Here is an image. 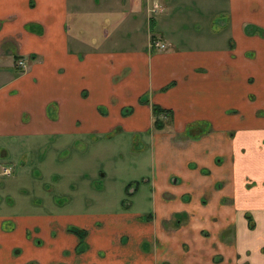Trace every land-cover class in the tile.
Segmentation results:
<instances>
[{"label": "crops", "instance_id": "1", "mask_svg": "<svg viewBox=\"0 0 264 264\" xmlns=\"http://www.w3.org/2000/svg\"><path fill=\"white\" fill-rule=\"evenodd\" d=\"M123 68L147 81L129 91L134 102L127 84L114 85ZM259 76L264 0H0V166L12 170L0 177V264H264V100L247 88ZM153 106L170 113L161 129ZM127 117L142 125L119 128L122 137L146 141L150 131L157 165L139 211L97 207L108 201L92 191L61 202L63 187L52 195L31 177L44 157L18 166L46 147L59 162L71 141L111 137ZM200 122L210 127L189 136ZM83 201L96 204L88 214L107 209L114 224L137 228L96 233L87 253L74 239L47 249L32 236L35 220L46 228L83 215Z\"/></svg>", "mask_w": 264, "mask_h": 264}, {"label": "rangeland", "instance_id": "2", "mask_svg": "<svg viewBox=\"0 0 264 264\" xmlns=\"http://www.w3.org/2000/svg\"><path fill=\"white\" fill-rule=\"evenodd\" d=\"M134 61L135 60H132L131 63ZM135 66L141 71L145 69V65L141 59L136 61ZM130 71L131 70L128 68H123L121 73L117 75L119 77L114 79V85L121 88V86L127 84L126 101L134 102L133 94L129 91L147 84V81L142 75L138 77L132 76ZM85 79L86 78L84 77V80ZM248 87H251L255 92L253 95L255 103L264 100V77H254L253 81L247 85V88ZM248 90L252 93L250 89ZM146 98L149 97L147 96ZM88 99L83 98L84 101H87ZM143 100L144 99L142 98L140 102L143 103L147 99ZM52 106L55 107V104ZM110 124L112 123H99L97 125L83 124L82 127H79L78 125L77 129H81L83 132H88L89 130L86 131L87 129L94 127H98L97 130H105L106 126H111ZM115 124L112 126L118 131L117 133H113L111 137L105 136L102 137L101 140H97L98 136L91 135L71 141L67 148L57 153L59 162L50 158L53 157L55 152L54 149L51 153L47 154L48 147H46L42 148L39 151V154L38 152L33 151L30 157L29 153H27L26 159H20L18 166L25 164L26 166H29L30 169H33L34 166L37 165V162L31 163L30 159L41 161L44 157V164H46L45 169L40 170L38 167H36V169L34 168L31 177H34L35 179L43 177L42 183L50 185L48 191L52 195L56 192L57 186L63 187V191L66 195L61 198V202H69V198L74 200L79 196L84 200H91L95 196L90 194V191H92L93 193L100 194L98 196L101 199L105 196L104 199L108 201L104 205H97V207H113V209L121 210L120 203H123L125 206L132 204L133 208L130 209L131 212H136L134 210L139 211L140 209L138 207L143 208L142 206L145 205L141 204V201L150 196V191L152 190L150 182L156 175L157 169L153 146L149 140L150 131L146 133V135L149 134V138H147L146 141L141 140L139 137H128L125 139V136L122 137L119 128L130 130L141 126L142 123L135 118L127 117L120 120L117 127H115ZM198 125L203 129L207 126L210 127V123L204 124L200 122L188 128L198 127ZM93 131L96 130L94 129ZM155 131L156 130L154 129V132ZM115 136H118L119 138H116ZM48 141L50 144L57 143V141L53 139ZM39 143H37V146ZM50 159L51 162L48 163V160ZM99 168L102 173H99ZM97 173H99V175ZM130 184L131 187L127 189V186ZM100 186H102V188ZM72 191H74L73 195L70 193ZM131 192H134V195H129ZM108 198L114 203L111 204L110 199ZM101 202L102 200H100V203ZM79 206L84 208L88 207V209H84L82 211L84 214L77 219L60 217L52 218L50 220L52 224L50 226L48 225L46 228L43 227L45 225H41L40 220H35L34 229H39L40 232L37 233L35 230L32 233V236H40L42 241L41 246L47 249H52L54 244L64 245L69 243L70 239H74L77 241L76 249L78 251H84L86 243H88V241L92 242L96 233L103 235L106 234L107 237H109L110 235H113L114 232H129L130 229H134L132 226L135 223L127 225L114 224V219L115 217H119L118 215L102 216L107 209H98L97 215L100 214V216L88 214H93L96 204H88L86 201H83ZM72 208L73 207L70 205L66 210L69 211ZM126 220L128 223L129 219L127 218ZM75 225H77V227ZM62 228H65L66 233L63 232ZM135 228H137L136 224ZM74 230L84 232V237L81 238L79 235L77 236ZM136 235L137 231L132 236L129 235L131 238L130 241H137ZM80 241L83 242L82 245H80ZM84 253L87 252L84 251ZM104 255L105 253H103L102 256L103 259L100 260L106 258Z\"/></svg>", "mask_w": 264, "mask_h": 264}, {"label": "trees", "instance_id": "3", "mask_svg": "<svg viewBox=\"0 0 264 264\" xmlns=\"http://www.w3.org/2000/svg\"><path fill=\"white\" fill-rule=\"evenodd\" d=\"M152 113H153V116L155 117V120H154V127L156 128V129H161V128H163V121L160 119V116L162 115V114H170V113H168L167 111H164V110H162V109H160L159 107H157V106H153L152 107ZM204 132V130L202 129V128H192V129H189L188 130V135L189 136H192V135H200V134H202ZM131 187V184L130 185H128L127 186V189H129ZM129 195H131L130 193H129ZM74 232L77 234V235H79V237H81V238H83L84 237V232H82V231H75L74 230ZM83 244V242L82 241H80V245H82Z\"/></svg>", "mask_w": 264, "mask_h": 264}, {"label": "built area", "instance_id": "4", "mask_svg": "<svg viewBox=\"0 0 264 264\" xmlns=\"http://www.w3.org/2000/svg\"><path fill=\"white\" fill-rule=\"evenodd\" d=\"M152 45L156 49L164 50L166 48V46L160 42H153ZM17 66L20 68L21 67L24 68V64L22 61H18ZM0 172H1L2 176H9L11 173V168H9L7 166H0Z\"/></svg>", "mask_w": 264, "mask_h": 264}, {"label": "flooded vegetation", "instance_id": "5", "mask_svg": "<svg viewBox=\"0 0 264 264\" xmlns=\"http://www.w3.org/2000/svg\"><path fill=\"white\" fill-rule=\"evenodd\" d=\"M10 176H12V170H11V173H10V175L9 176H2V174H1V172H0V177H10ZM75 231H78V230H75ZM77 235V234H76ZM78 236V235H77Z\"/></svg>", "mask_w": 264, "mask_h": 264}]
</instances>
